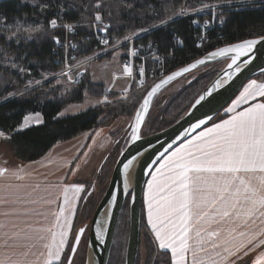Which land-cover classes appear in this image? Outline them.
Masks as SVG:
<instances>
[{"label": "trees", "instance_id": "obj_1", "mask_svg": "<svg viewBox=\"0 0 264 264\" xmlns=\"http://www.w3.org/2000/svg\"><path fill=\"white\" fill-rule=\"evenodd\" d=\"M31 1L33 2L23 3L22 0L0 1V50H7L9 53L15 52L18 57L12 62L24 68L23 75H19L16 71H11L9 68L5 69L4 75L8 76L10 90L8 91L4 88L0 94V132L4 134V143L11 150L17 166L37 162L44 158L54 145L70 141L90 131L92 136L95 137L91 138L89 142H91L90 144L94 143L100 138L101 129L106 125V121L109 122L111 118L113 120L125 118L129 124L133 120L135 111L144 95L155 84V81L154 83L149 81L144 88L139 89L140 91H134L132 88L126 100H118L120 95L116 93L108 94L102 85L91 84L89 75L84 73L78 86L79 88L77 87L76 93L73 94L74 104L81 103L82 91L88 89H91L97 96L101 97L105 94L106 98L115 99L116 101L113 100V103H111L112 107L103 105L63 118H57L61 111L62 103L55 99L53 92L45 97L41 92L42 89L25 91V86L29 82L36 83L42 80L45 75H55L61 70L64 52L63 49L55 46L53 38L55 40L58 38L62 44L65 41L72 44L73 55L76 52L78 58L93 52L97 44L92 39L88 25L97 21V14L101 17L100 21L106 25V34L115 38L124 37L128 35L127 32L133 29L134 31H142L143 29L148 32L145 36L136 40L134 45L138 43L144 44L147 41L151 42L153 46L155 45L156 52L160 57L157 60H160L161 65L164 66L165 75L194 62L220 47L264 36V0ZM207 4L228 5L223 7L227 12H225V19L221 23L216 20L217 26L206 31L203 43L198 47L197 40L200 35V28L203 27L201 23L203 20L211 18V16H198L199 13L203 12L198 9L208 7ZM187 7L193 11V15L181 18L176 17L177 11H183ZM172 17L173 19L169 23L156 27L164 20ZM53 19L58 22L60 30H48V23ZM194 20L200 22V27L193 26L192 22ZM18 24L38 26V34L34 36L33 41L14 45L6 40L7 35L4 30ZM64 25L74 26V32L71 35L67 34L64 31V27H62ZM152 27L156 28L150 30ZM104 58L107 59L108 55ZM153 65L157 66V64ZM220 65V63H216L181 78V80L187 78L184 91L170 102L168 108L156 106L155 113L152 114V107L156 103L157 95L151 103L152 106L148 111L141 135L153 134L145 133V128L147 130L149 124L153 126L150 118H153L154 126H156L154 133L160 132L178 121L189 109L195 98L220 71L222 68ZM148 66H151V62L148 63ZM263 78L264 74L255 77V79ZM207 79L209 80L200 92L190 90L195 83L198 85ZM10 83L12 85L15 84V88ZM132 87L135 86L132 85ZM43 89H47L46 85H44ZM47 97H51L52 100H47ZM105 110L108 113L103 118ZM37 113L42 116L41 125L29 127L23 131L17 130L25 115ZM157 113L159 114L155 115ZM224 117V115H219L211 123ZM99 196V193L97 194L96 192L94 194L92 192L85 199L82 208L91 209L86 213L87 217L89 211L91 213L99 202L101 198ZM128 203L127 199L121 210L108 264L111 262L112 254L116 252L121 255L120 252L123 249L120 243H114V241L119 228H126V231H128ZM83 209L82 213H84ZM146 242L148 245L144 251L147 257L145 264L165 263L168 253L159 251L152 239ZM69 252L68 250L63 257V264H66Z\"/></svg>", "mask_w": 264, "mask_h": 264}, {"label": "snow or ice", "instance_id": "obj_2", "mask_svg": "<svg viewBox=\"0 0 264 264\" xmlns=\"http://www.w3.org/2000/svg\"><path fill=\"white\" fill-rule=\"evenodd\" d=\"M96 20H101L99 14ZM50 23L53 28L57 26L55 19ZM66 27L71 30L72 26ZM260 40L264 37L219 48L205 59L197 60L155 84L136 114L134 136L139 138L136 133L149 98L163 84L204 64L207 59L230 52L235 53L231 59L232 64H236L237 58L246 55ZM56 42H60L58 38ZM239 70L237 65L236 71ZM125 71L131 73L127 66ZM256 97L264 98V83L251 80L233 101V107L227 109L233 115L201 132L188 142V147L173 152L157 169L159 177L154 175L149 182L147 223L155 234L158 248L170 251L172 264H189V253L191 264H237L253 250L264 249V102L234 111L236 106ZM27 122L26 119L25 124ZM3 135L0 132V136ZM130 164L131 161L125 164V169ZM0 177L24 179L19 171L9 172L3 168H0ZM25 187L0 185V205L52 203L43 197L25 200V196H31L30 192L21 195ZM82 191V185L63 186V203L56 212L24 208V216L41 218L35 222L22 219L16 209H13L16 220L7 219L8 212L0 213L6 218L0 221V264H63L69 235L68 217L74 214V203ZM45 223L48 226H44ZM84 232L81 228L76 234L67 264H71ZM103 236L104 230L99 229L97 237L102 239ZM251 264H264V251Z\"/></svg>", "mask_w": 264, "mask_h": 264}, {"label": "rangeland", "instance_id": "obj_3", "mask_svg": "<svg viewBox=\"0 0 264 264\" xmlns=\"http://www.w3.org/2000/svg\"><path fill=\"white\" fill-rule=\"evenodd\" d=\"M22 2L31 3L33 1L22 0ZM207 5L208 7H202L198 9L200 12L203 11L199 13L198 16H201V17L211 16V18H207L203 20L205 21L204 24L207 27L206 29H209V28H213L214 26H217L216 20H218V22L221 23V21L225 19V12L227 11H225L223 7L228 6V5H221V6L220 4H207ZM189 15H193V11L188 9V7L184 8L183 11L176 12V17H179V18L186 17ZM172 19L173 17L168 18V20L166 19L160 24L158 25L156 24L157 26L156 25L155 26L156 27L163 26L164 24L169 23ZM102 23L104 22L95 21V22H92L90 25H88L92 36H93L94 30L98 29ZM82 25H85V24H82ZM65 26L66 25L62 26L65 29L63 30L66 31L67 34L71 35L70 32L72 33L74 32L73 30L74 26L71 25L72 26L71 30H69V28ZM57 27H58V22L55 28L51 26V23H48V30L50 31L58 30L60 26L58 28ZM156 27L154 28L152 27L150 30H154ZM35 29H38V26H23V25L18 24L15 26H11L10 28L4 30V32L7 35L6 36L7 41H10V43H13L14 45H19L21 43L33 41L34 36L38 34V31ZM147 33L148 32L146 31H134L133 29L127 32L128 35H125L124 37H121V38H115L111 35H108L102 32L100 36H97V38L94 39L93 37V40L97 44V47L93 50L92 53L78 58L76 55L77 54L76 52L74 55H73V52H71L70 54L71 59H68L67 56L70 53V47L72 48L73 45L67 42L68 45L63 46L62 43L60 42L57 43L56 40L53 38V42L55 46L57 47V45H60L59 48L63 49V52H64L63 59H66L64 60L61 70L59 71V73L55 75H45L44 78L42 77L43 78L42 80L36 83L27 81L29 83L27 86H25L26 87L25 91H29L31 89H39V90L42 89L41 92L45 97L51 92H53L55 99L59 101L60 103H62L61 111L58 114L57 118L77 115V114L86 112L88 110H92L96 107H101L103 105H109L112 107L111 103H113V100L116 101L115 99H108L106 98L105 94H103V96L101 97L97 96L92 92L91 89L82 91L83 97H82L81 103L79 104L73 103V94L76 93L77 87L80 85V82L82 80L84 73L89 75L90 77L89 82L91 84L102 85L106 93L108 94L116 93L118 95H121V97L118 100H124V99L126 100L128 93L132 88L134 91H140L139 89L144 88L146 83H149V81L154 83V81L156 82L157 80H159L160 78H151V76H145L147 78V81L145 82L144 87L139 88L138 81L141 79L143 75L147 74L149 69L152 67V63H151V66H148V63H150L152 60L150 58H147V56H139L138 58L136 57L138 60L136 58L130 59L128 57L130 56L132 58V51L134 50L133 45L136 40L140 39V34H142V37H143ZM126 37L127 39H125ZM99 38H103V39H99ZM106 38L108 39L105 40ZM96 39L101 40V42L97 43ZM103 41H107V43H104ZM202 41H203V38L199 37L198 43L199 42L202 43ZM122 45H125L126 47ZM107 55H108V58L107 59L104 58ZM16 57H18V55L15 52L9 53V51L7 50H3V49L0 50V68H1L0 69L1 70L0 71V94L2 93V90L4 88H6V90L8 91L10 90L9 89L10 87L8 86L9 85L8 76L4 75L5 69L9 68L11 71H16L17 74L19 75L24 74L23 72L24 68L12 62ZM155 58L160 59L158 54H157V57ZM224 64L225 62H222L220 66H223ZM125 66L131 69L130 74L125 71ZM159 71H163L166 74L163 65H160L158 67V72ZM154 76H158V73H156ZM186 80L187 78L184 80L178 79V80H175L172 84L167 85L168 87L166 86L162 88L157 94L158 98L155 100L156 103L152 107L153 109L152 114L155 113L154 110L156 109V106H159L162 108H165V107L168 108L170 102L178 94H181L184 91ZM208 80L209 79H207L205 82L199 83L198 85L195 83L190 90L192 91L195 90V91L200 92ZM44 85H46L47 89H43ZM132 85H134L135 87H132ZM12 87L15 88V84L12 85ZM51 97H47V100H52ZM228 108L229 107L225 108L222 114H226ZM104 112L105 114L103 113L104 114L103 118L108 113V111L105 110ZM158 114L159 113L155 115H158ZM23 119H22L23 125H21L22 121L20 123V128H19L20 131H23L29 127L39 126L42 124V120H43L41 114L39 113L25 115ZM26 119L28 121L27 124H25ZM150 120L153 126L149 124L147 130L145 128V133L147 134L154 133V129L156 128V126H154L153 118L152 119L150 118ZM107 122L108 121H106L105 123L106 125H104V127L101 129L100 138L103 140L100 145V148L95 154V160L97 159L99 154L100 155L103 154L106 147L108 146V141H110V145L102 156L103 160L97 162L98 166L97 164L94 165L96 169L98 170L94 177L95 179L94 184H93L94 188L92 192L94 194L96 192L97 194L99 193L101 197L108 184V181H109L108 178H110L113 164L116 162L121 152L125 149L124 146L125 144L127 145L128 137L130 135L128 131L125 133V129L128 127V122L125 118H120L116 120H113V118H111L110 121L108 123ZM26 126H29V127L25 128ZM89 133H91V131ZM6 147H8L7 144L0 146V155H3L4 153H6V156H7ZM9 155L11 157L7 159L9 163H13V162L15 163L16 161L12 157L11 150H10ZM0 164H3L1 160H0ZM81 208H82V204H81ZM94 209L93 211H91V213L89 211L88 217L86 213L88 212V210H91V209L90 208L83 209L84 213H82L81 217L79 218L77 229L82 227L85 224H89V221L92 217ZM140 214H141L140 215V235H139V246H138V250H139L138 254L140 255L139 256L137 255L136 263L145 264V262L147 261V257H146V254H144V251L146 249V246L148 245L146 241L149 242V239H152V241L154 242V240L149 232V229L146 226V223L143 217L144 216L143 210H141ZM127 215H128V222H129V211ZM127 230H128V226H127ZM74 235L75 233L73 234L70 240L67 251L68 250L70 251L71 249L70 246L72 245ZM87 235H88V231H86L83 236L81 245L77 249V252L74 256L72 264H84L85 256H86ZM127 236H128V231H126V228L125 229L119 228V230H117L114 243H120L123 249H121V252H120L121 255H118L116 252L112 254L110 264H124L125 244H126ZM149 245L151 246L150 243ZM67 251L65 252V254L67 253ZM169 260L170 258L168 255L166 262L161 263V264H168Z\"/></svg>", "mask_w": 264, "mask_h": 264}, {"label": "water", "instance_id": "obj_4", "mask_svg": "<svg viewBox=\"0 0 264 264\" xmlns=\"http://www.w3.org/2000/svg\"><path fill=\"white\" fill-rule=\"evenodd\" d=\"M236 44L220 48L231 47ZM209 53L197 60L205 59ZM234 55L235 53L230 52L224 56L207 59L204 64L197 65L195 68H191L188 72H183L180 76H177L167 84H163L156 93L149 98L148 108L142 113L143 120L136 133L139 137L137 139L133 134L136 123L135 118L137 112L141 111V105L143 104L144 99L147 98V93L151 91L155 84L160 83V81L167 76L194 64L197 60L157 81L144 95L135 111L133 120L125 129V132L128 131L130 133L128 137L129 141L113 166L106 189L94 209L89 224L83 225L75 232L72 245L75 242L76 234L81 228H84L85 232L88 231L84 264H108L116 226L122 207L127 199L129 200V225L124 264H136L139 246L140 213L143 190L153 170L169 153L197 135L216 117H218L248 80L264 74V40H260V42L257 43L253 49L248 51L246 55L241 54L237 58L236 64H232L231 58ZM222 62H225L224 66L195 98L189 109L178 121L160 132L147 136L141 135L151 103L162 88L173 83L175 80L181 79L198 70ZM229 65H231V67ZM237 65L239 66V71H236ZM202 96L204 99L200 100V97ZM198 100H200L199 103H197ZM201 121H204V123H201ZM197 124L200 126L198 128L194 127V125ZM129 161H131V164L128 169H125L124 165L128 164ZM93 188L94 186L91 187L87 196L90 195ZM99 229L104 230V236L102 239L97 237V231ZM85 232L81 236V240ZM71 255L72 253L70 249L68 257ZM74 256H72L71 264Z\"/></svg>", "mask_w": 264, "mask_h": 264}, {"label": "crops", "instance_id": "obj_5", "mask_svg": "<svg viewBox=\"0 0 264 264\" xmlns=\"http://www.w3.org/2000/svg\"><path fill=\"white\" fill-rule=\"evenodd\" d=\"M256 80L258 83H264V79H251ZM249 80L243 88L251 81ZM243 88L240 92L243 91ZM235 97L233 101H235L239 95ZM233 101L227 106L229 108L233 107ZM259 102H264V98L256 97L255 99H249L246 103H242L234 108V111H242L247 107H250L251 105ZM226 107V108H227ZM225 117L220 119L219 121H216L212 124H210L208 127H205L203 130H201L197 135L177 147L175 150H173L171 153H169L160 163L159 165L154 169V171L149 176L143 190V196H142V210H143V217L146 223L147 228L149 229V232L155 242V246L159 251L166 252L169 255V263L172 264V257L170 251H163L158 248L157 241L155 239V234L152 232L151 227L147 223V193L149 191L148 184L150 181H152L153 176H158L159 173L157 172V169L160 168L162 164L165 163V161L168 159L169 156L172 155L173 152H176L177 149H184L188 147V142L190 140H193L195 137H197L201 132L205 131L207 128L212 127L216 123H220L225 119H229L233 112H228L226 114H222ZM24 121V119H23ZM23 121L22 124L23 125ZM29 126H26L27 128ZM20 128V126H19ZM17 129L20 131V129ZM95 137V136H94ZM91 133H85L81 134L74 139L62 143H58L54 145L48 153L45 155L44 158L37 162L33 163H27L22 166H17L16 163H9L7 160L10 157V150L8 147H6L7 156L6 153L3 155H0V160L3 162V164H0V168L7 169L9 172H18L24 176L23 180H17L15 178H8L5 179L3 177H0V185L3 184H12V185H23L26 186L25 189L21 191V195H24L25 192H30L31 196H25V200L27 199H36L39 200L41 197H43L45 200H52V203L50 205H39V204H13L10 206L6 205H0V213L8 212L10 215L7 219L10 220H16L17 215L13 212V209H16L17 213H20L22 219L30 220L32 222H35L38 219H41L39 217L34 216H24L23 215V209L24 208H36L42 212L50 213V212H56L58 211V206L63 203V195H62V187L65 185H82L84 188V191L78 194V199L74 203V214L70 215L68 217L69 219V235L67 237V246L63 252V257L65 255V252L67 251L69 247L70 240L77 230V224L79 223V218L82 214L81 204L82 201L88 192V190L93 186L94 184V177L98 169L94 165L97 164V162L102 161L103 154L106 152L107 148L110 145V141H108V146L106 147L105 151L102 155L99 154L97 159L95 160V154L97 153L98 149L100 148V145L102 143L101 138L97 139L94 143L90 144L89 142L91 138H94ZM5 145L4 143V137L0 136V146ZM164 161V162H163ZM98 166V164H97ZM100 171V169H99ZM38 186V187H37ZM51 193V195H49ZM83 207V206H82ZM79 211V212H78ZM67 215V213H66ZM6 218L3 215H0V221H5ZM49 221H51V215H49ZM34 226H38L35 225ZM44 226H48L47 223H45ZM43 251V249H41ZM211 251V249H209ZM261 251H264V249H255L253 252L249 254V256L244 257L243 260H238L237 264H251V261L254 259H258L259 253ZM200 255L203 256V253H200ZM207 259V258H205ZM188 260L189 264H191V253L188 254Z\"/></svg>", "mask_w": 264, "mask_h": 264}, {"label": "built area", "instance_id": "obj_6", "mask_svg": "<svg viewBox=\"0 0 264 264\" xmlns=\"http://www.w3.org/2000/svg\"><path fill=\"white\" fill-rule=\"evenodd\" d=\"M193 25L196 26V27H200L199 24L196 21L193 22ZM206 28L207 27H206L205 24H204L203 28L202 27L200 28L201 29L200 30V37H202L203 40L205 38L206 31L211 29V28H209V29H206ZM99 29H101V30H99ZM105 29H106V25L104 23H102L98 29L94 30L92 39H93V37L95 39V38H97V36H100L102 32L106 33V32H104ZM70 33L72 34V32H70ZM99 39H103V38H99ZM107 39L108 38H106L105 40H107ZM96 41H97V43L101 42V40H98V39H96ZM201 44L202 43L199 42L198 46H201ZM67 45H68V43H67V41H65L63 46H67ZM59 46L60 45H57V48H59ZM133 49L134 50L132 51V58L130 56H128L130 59H133V58H136V57L138 58L139 56H147V58H150L152 60L151 63L157 64L158 67L161 65L160 60H157L158 58H155V57H157L156 47H155V45L153 46V44L151 42L144 43V44L138 43L136 45H133ZM73 50H74L73 47L70 48V53L67 56L68 59H71L70 54H71V52H73ZM64 60H66V59H64ZM64 60H63V63H64ZM157 66H155V68L152 71H150L149 73H147V74H145V75H143L141 77V79L138 81V87H143L144 86L145 79H147L145 76H151V78H162L165 75V73L163 71H159L158 72V67ZM156 73H158V76H154Z\"/></svg>", "mask_w": 264, "mask_h": 264}, {"label": "bare ground", "instance_id": "obj_7", "mask_svg": "<svg viewBox=\"0 0 264 264\" xmlns=\"http://www.w3.org/2000/svg\"><path fill=\"white\" fill-rule=\"evenodd\" d=\"M194 21H196V22L199 24V26H200L201 24H203V27H204V23H205V21H203L201 24H200V22H198L197 20H194ZM194 21H193V22H194ZM193 22H192V24H193ZM193 26H194V25H193ZM203 27H202V28H203ZM141 37H142V34H140V38H141ZM199 37H200V35H199ZM144 43H148V42H144ZM202 43H203V41H202ZM201 45H202V44H201ZM122 46L126 47L125 45H122ZM197 46H198V40H197ZM198 47H200V46H198ZM153 64H154V63H152V67L149 69V71H148L147 73H149L150 71H152V70L155 68V65H153ZM254 78H255V77H254ZM252 79H253V78H252ZM250 80H251V79H250ZM248 81H249V80H248ZM248 81H247V82H248ZM247 82H246V83H247ZM246 83H245V84H246ZM245 84H244V85H245ZM242 88H243V87H242ZM242 88H241V89H242ZM240 91H241V90H240ZM240 91H239V92H240ZM237 95H238V94H237ZM237 95H236V96H237ZM236 96H235V97H236ZM120 97H121V95H120ZM234 99H235V98H234ZM234 99H233V100H234ZM233 100H232V101H233ZM232 101H231V102H232ZM231 102H230V103H231ZM128 141H129V140H128ZM128 204H129V203H128Z\"/></svg>", "mask_w": 264, "mask_h": 264}]
</instances>
